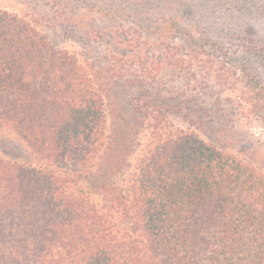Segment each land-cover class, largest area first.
<instances>
[{
    "label": "trees",
    "instance_id": "1",
    "mask_svg": "<svg viewBox=\"0 0 264 264\" xmlns=\"http://www.w3.org/2000/svg\"><path fill=\"white\" fill-rule=\"evenodd\" d=\"M119 52L113 82L133 61ZM136 95L115 103L89 59L0 7V264H264V176Z\"/></svg>",
    "mask_w": 264,
    "mask_h": 264
},
{
    "label": "rangeland",
    "instance_id": "2",
    "mask_svg": "<svg viewBox=\"0 0 264 264\" xmlns=\"http://www.w3.org/2000/svg\"><path fill=\"white\" fill-rule=\"evenodd\" d=\"M0 7L89 59L116 93L115 103L128 109L144 91L149 103L175 108L167 115L170 131L199 133L264 176V0H0ZM113 49L122 60L133 57L120 63L117 82L107 69ZM136 59L147 68L159 65L156 77L142 79ZM178 60L185 66L177 72ZM148 136L143 130L135 142L133 164ZM10 138L5 150L26 162Z\"/></svg>",
    "mask_w": 264,
    "mask_h": 264
}]
</instances>
